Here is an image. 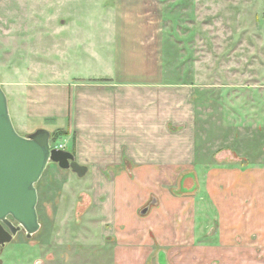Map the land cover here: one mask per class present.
<instances>
[{"label":"crops","instance_id":"crops-1","mask_svg":"<svg viewBox=\"0 0 264 264\" xmlns=\"http://www.w3.org/2000/svg\"><path fill=\"white\" fill-rule=\"evenodd\" d=\"M111 1L106 19L74 20L73 72L17 68L1 80L13 121L27 135L68 133L57 148L71 145L91 173L111 264L264 263L257 119L232 102L210 124L197 86L163 65L159 0Z\"/></svg>","mask_w":264,"mask_h":264},{"label":"rangeland","instance_id":"rangeland-1","mask_svg":"<svg viewBox=\"0 0 264 264\" xmlns=\"http://www.w3.org/2000/svg\"><path fill=\"white\" fill-rule=\"evenodd\" d=\"M159 3L164 67L175 73L176 81H191L197 86L196 98L203 102V114L208 115L210 124L217 117L226 119V106L232 102L238 103L236 111L242 118H256L259 146L251 160L264 165V0ZM113 4L111 0H0V80H16L17 68L73 72L74 20H104L106 9ZM62 21L67 22L66 27ZM31 79L54 80L38 74ZM4 92L12 119L11 98ZM13 124L18 134L27 135ZM208 133L213 147L216 133L211 129ZM66 136L51 139L52 148L66 144ZM223 136L224 141L227 133ZM67 150L74 152L71 145ZM90 177L91 173L79 177L49 163L36 184L40 231L32 239L19 233L1 251L0 263H113L112 242L94 202Z\"/></svg>","mask_w":264,"mask_h":264},{"label":"water","instance_id":"water-1","mask_svg":"<svg viewBox=\"0 0 264 264\" xmlns=\"http://www.w3.org/2000/svg\"><path fill=\"white\" fill-rule=\"evenodd\" d=\"M51 139L46 129L26 136L18 134L0 80V255L19 233L32 239L40 231L36 184L49 163L79 177L88 172V167L80 165L71 152L52 148Z\"/></svg>","mask_w":264,"mask_h":264},{"label":"trees","instance_id":"trees-1","mask_svg":"<svg viewBox=\"0 0 264 264\" xmlns=\"http://www.w3.org/2000/svg\"><path fill=\"white\" fill-rule=\"evenodd\" d=\"M66 135H68V133H66V132H58V133L52 134V139H57L59 137L66 136Z\"/></svg>","mask_w":264,"mask_h":264},{"label":"flooded vegetation","instance_id":"flooded-vegetation-1","mask_svg":"<svg viewBox=\"0 0 264 264\" xmlns=\"http://www.w3.org/2000/svg\"><path fill=\"white\" fill-rule=\"evenodd\" d=\"M14 224H15V222H14ZM3 249H1V251H2Z\"/></svg>","mask_w":264,"mask_h":264}]
</instances>
